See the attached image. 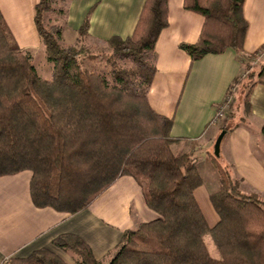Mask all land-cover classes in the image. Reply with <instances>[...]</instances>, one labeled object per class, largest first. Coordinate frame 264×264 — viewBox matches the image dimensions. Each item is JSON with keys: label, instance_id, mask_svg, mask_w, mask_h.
<instances>
[{"label": "trees", "instance_id": "16d2710c", "mask_svg": "<svg viewBox=\"0 0 264 264\" xmlns=\"http://www.w3.org/2000/svg\"><path fill=\"white\" fill-rule=\"evenodd\" d=\"M245 1L184 0L185 9L204 17L197 42L180 45L191 64L228 49L243 55L249 29ZM71 2L39 0L35 8L52 64L48 79L38 73L33 53L19 46L0 9V177L29 171L34 205L70 216L87 210L123 176L142 186L157 217L127 230L105 258L98 260L75 234L53 241L76 264H264L263 196L242 191L244 180L234 175L233 165L209 151L220 178L219 189L209 195L219 220L210 227L195 195L205 182L194 156L202 138L172 136L174 118L149 103L169 0H146L133 34L113 36L104 42L109 51L101 52L86 43L94 8L78 30L77 43H64ZM90 61L102 62V69L87 67ZM259 85L264 86V59L246 63L245 74L235 79L231 88L242 92L236 111L243 115L236 121L232 115L221 132L229 134L247 121ZM208 232L220 259L208 251ZM3 264L68 263L43 248Z\"/></svg>", "mask_w": 264, "mask_h": 264}, {"label": "crops", "instance_id": "0c3cea01", "mask_svg": "<svg viewBox=\"0 0 264 264\" xmlns=\"http://www.w3.org/2000/svg\"><path fill=\"white\" fill-rule=\"evenodd\" d=\"M145 1L72 0L63 31L64 43H77L78 30L92 8L87 45H104L113 36H131ZM38 2L0 0L10 31L19 46L33 52L34 57L37 52L44 53L35 23ZM244 14L249 29L242 56L228 49L191 64V57L180 45L197 42L204 17L185 9L184 0H169V25L156 44L157 73L149 103L157 113L174 118L172 136L202 138L194 154L199 159L208 158L221 133L214 121L217 106L225 101L235 79L245 74V64L252 63V57L264 48V0H246ZM250 99L251 114L229 134L224 148L223 140L221 156L233 165L235 176L244 180L245 192L254 191L264 197V86H257ZM31 177L29 171L0 177V264L10 257L26 258L43 248L54 251L68 264H76L69 254L52 244L63 234L83 238L101 260L116 248L127 230L157 217L146 204L142 186L132 176L119 178L87 210L72 216L36 207L30 194Z\"/></svg>", "mask_w": 264, "mask_h": 264}, {"label": "rangeland", "instance_id": "374dc122", "mask_svg": "<svg viewBox=\"0 0 264 264\" xmlns=\"http://www.w3.org/2000/svg\"><path fill=\"white\" fill-rule=\"evenodd\" d=\"M93 45L89 44L88 46L90 48H94V50L97 52L98 51L99 52L109 51V47L106 45H102V44H98V45L93 44ZM34 64L37 67L38 73L42 77L47 78V79L51 77V71H52L51 66H52V64L48 61V59L44 53H42V52L38 53L37 52L35 54ZM86 66L89 68L100 70L103 67V63L99 62V61H90V62H86ZM236 89H237V87H235L234 91H231V93L229 94V96H232V97L234 96V98H235V103H234L233 107L230 109V113L229 114L227 113L225 118L218 119L216 122L217 123L216 125H218L217 128H219V129L221 128L220 125L223 126L225 123H227L229 118L234 116V120L236 121L240 118L239 117L240 115L241 116L243 115L241 112L237 113V111H236V106H237L236 104H238L237 100L238 101L242 100V96H241L242 92H240V91L236 92ZM229 134H228V136H225V138H224L225 143L223 145V148H224V146H226V144H228ZM216 139L214 141V144L216 142ZM214 144L212 145V148L210 150V152H212V153L214 152ZM178 149H180V148L174 147L175 151H177ZM202 153L204 154L205 151H202ZM204 156H206V153L204 154ZM204 158H206V157H204ZM208 158L207 159H201V158L199 159V157L197 158V164H198V167L201 171V174L204 177L205 182L202 186L197 188L195 195H196L197 201L201 207V210L203 211V213L207 219L209 226L213 227L218 222L219 217H218L216 211L214 210V208H213V206L209 200V195L212 192H215L219 189L220 178H219V172H218L217 168L215 167L213 162L210 160V158L209 159ZM225 162L229 163L227 159H225ZM233 173L235 175V170H233ZM241 189H242V191H246V186H241ZM204 241H205V244L208 248L210 255L213 258L220 259L221 253H220V251H219V249L215 243V240H214V238L210 232H208L204 235Z\"/></svg>", "mask_w": 264, "mask_h": 264}, {"label": "built area", "instance_id": "2783aa9c", "mask_svg": "<svg viewBox=\"0 0 264 264\" xmlns=\"http://www.w3.org/2000/svg\"><path fill=\"white\" fill-rule=\"evenodd\" d=\"M264 59V48L261 49L259 52H257L251 59V62L253 65L258 64L259 62H261ZM235 88H232L231 91H234ZM230 91V93H231ZM229 93V94H230ZM229 94L227 95V98L225 99V101L221 104V107L219 109H217V114L215 117V123L217 122L218 119H223L225 118V116L227 115V113H230V109L233 107L234 103H235V98L234 96H229Z\"/></svg>", "mask_w": 264, "mask_h": 264}, {"label": "water", "instance_id": "95a60500", "mask_svg": "<svg viewBox=\"0 0 264 264\" xmlns=\"http://www.w3.org/2000/svg\"><path fill=\"white\" fill-rule=\"evenodd\" d=\"M226 135H227V131L224 130L219 134V136L216 139V142L214 144V154L216 157L221 156V146Z\"/></svg>", "mask_w": 264, "mask_h": 264}]
</instances>
